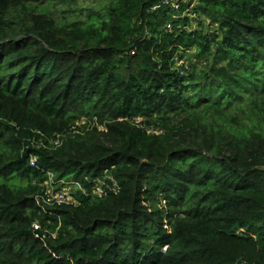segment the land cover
<instances>
[{
	"label": "trees",
	"instance_id": "1",
	"mask_svg": "<svg viewBox=\"0 0 264 264\" xmlns=\"http://www.w3.org/2000/svg\"><path fill=\"white\" fill-rule=\"evenodd\" d=\"M159 3L0 0V264H264V0Z\"/></svg>",
	"mask_w": 264,
	"mask_h": 264
},
{
	"label": "built area",
	"instance_id": "2",
	"mask_svg": "<svg viewBox=\"0 0 264 264\" xmlns=\"http://www.w3.org/2000/svg\"><path fill=\"white\" fill-rule=\"evenodd\" d=\"M185 3H187L186 0H161V3L152 7V11H157L161 6H167V7H170L171 10L173 11H178L180 8V5L185 4ZM165 29L169 32L172 31L173 30L172 22L166 23ZM182 63L183 62H181L180 64ZM35 162H36V159L31 158V165L34 166ZM113 187H114L113 189L115 190V187H116L115 182H113ZM93 195H96L99 197H105L107 195V191L103 187L97 186L93 191ZM72 198L73 197L71 196L69 189L67 188L59 190V191H54L53 189L48 188L47 190L42 192V195L37 197L36 200H37V203L41 206H43L42 203L44 204L46 203L48 205H69V204L74 203ZM33 228L35 231V237L40 238V236L36 232L40 230V226L35 223L33 225Z\"/></svg>",
	"mask_w": 264,
	"mask_h": 264
},
{
	"label": "rangeland",
	"instance_id": "3",
	"mask_svg": "<svg viewBox=\"0 0 264 264\" xmlns=\"http://www.w3.org/2000/svg\"><path fill=\"white\" fill-rule=\"evenodd\" d=\"M186 1H187V3L190 2V0H186ZM194 1L196 2V0H194ZM201 18H202V20H206V18L202 17V15H201ZM201 18L199 19V21L201 20ZM194 19H195V17L189 16V21H190V23H189V29H191V30H195V29H198L199 28V25H198L199 22L198 21L195 22ZM201 22H203V21H201ZM206 26H207V23H205V27ZM187 61L189 63L192 62L190 59H187Z\"/></svg>",
	"mask_w": 264,
	"mask_h": 264
}]
</instances>
